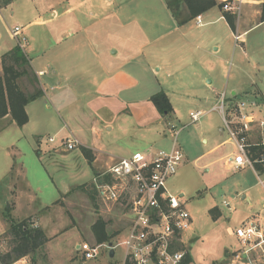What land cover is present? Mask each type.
Returning a JSON list of instances; mask_svg holds the SVG:
<instances>
[{
  "label": "rangeland",
  "instance_id": "rangeland-1",
  "mask_svg": "<svg viewBox=\"0 0 264 264\" xmlns=\"http://www.w3.org/2000/svg\"><path fill=\"white\" fill-rule=\"evenodd\" d=\"M77 1L37 0L36 4L30 0H11L0 5V51L16 44L10 35L11 28L26 25L38 14L42 17V21L35 23L37 26L28 29L29 42L22 33L26 38L22 49L30 58V67L29 76L20 77L18 83L26 93L42 88L49 99L42 96L28 104V127L8 123L10 117L7 121L0 120V251L6 252L12 240L11 235L3 236L8 229L2 216L6 208H10L9 214L15 220L30 216L33 226L41 227L50 237L42 247L23 257V264L119 262L120 247L116 248L113 257L104 252L98 258L86 261L81 259V252L75 247L82 241L96 242L91 226L98 218L107 223L106 229L113 234L110 240L113 243L124 238L128 224L119 204H104L96 195L92 200L87 194L92 190L94 176L90 162L86 159V164L80 155L72 157L81 147L65 151L60 145V138L69 135L62 114L71 107L77 116L85 120L90 118L83 106L101 73V62L106 65L114 54L132 56L138 51L148 62L155 61L160 65L159 61L163 60L168 65H177L181 55L175 48L183 43L178 30L189 31V27L196 32L191 28L194 22L177 29L166 8V0H86L75 11L64 12ZM175 9L179 17L187 14L183 3ZM209 28L214 31L215 43L219 45L216 52H211L216 59L213 83L218 93L224 90L229 96L234 90L241 96L244 89L256 85L258 94L245 99L254 102L255 97L258 114L264 117V25L253 27L237 42L230 34L231 30L224 29L222 23ZM189 58L193 64L195 58ZM37 68L46 71L44 76L35 71ZM31 71L38 81L32 78ZM160 80L164 83L162 78ZM180 82L181 78L176 76L165 82L175 109L167 119L180 128L178 144L184 152L181 165L168 179L166 187L173 194L184 193L185 207L193 216L187 248L195 262L230 264V250L237 242L226 227L240 225L242 218L250 212L257 217L263 214L264 192L250 168L226 171L222 160L211 162L232 150L226 142L217 152L205 154L214 139L218 143L225 138L216 129L218 125L223 127L221 116L218 111H210L197 122H190L189 112L206 111L217 99L196 82L187 81L181 86ZM203 97L212 102L197 106ZM99 128L101 138L99 135L95 147L100 143L125 152L145 149L115 129L106 131L101 124ZM134 128H130V134ZM36 131L39 136L33 134ZM54 135L55 141L48 142L47 138ZM224 135L228 138L226 130ZM202 138L207 139V143L202 142ZM119 151L117 153H122ZM243 187H250L252 208L247 202H240L235 194ZM236 202H240V206L236 207ZM229 210L234 214L227 220Z\"/></svg>",
  "mask_w": 264,
  "mask_h": 264
},
{
  "label": "built area",
  "instance_id": "built-area-1",
  "mask_svg": "<svg viewBox=\"0 0 264 264\" xmlns=\"http://www.w3.org/2000/svg\"><path fill=\"white\" fill-rule=\"evenodd\" d=\"M240 8L241 0L223 1L222 9L235 16H239ZM195 22L203 24L201 15L195 17ZM10 35L21 48L26 43L20 27L11 28ZM230 98L223 90L213 107L190 111V122H197L210 111H218L222 128L233 146L232 152L223 159L225 167L250 168L264 192V117L254 112L257 106L254 102ZM179 132L180 128L168 124L171 139L168 150L133 151L113 160L92 177L96 197L104 204H119L128 229L117 243H78L77 250L83 261L98 258L104 252L109 256L111 248L114 256L120 247L122 256L117 264H197L187 248L193 216L185 207L184 195L173 194L166 187L184 159L178 144ZM47 141L53 143L55 135ZM60 145L65 151H71L80 147V141L70 135L60 138ZM262 206V220L252 218L230 228L228 234L237 242L229 255L230 264H264V203ZM23 260L22 257L11 264H23Z\"/></svg>",
  "mask_w": 264,
  "mask_h": 264
},
{
  "label": "crops",
  "instance_id": "crops-1",
  "mask_svg": "<svg viewBox=\"0 0 264 264\" xmlns=\"http://www.w3.org/2000/svg\"><path fill=\"white\" fill-rule=\"evenodd\" d=\"M30 1L37 4V0ZM217 1L223 2L224 0ZM263 2L264 0H241L239 16H235L229 12V14L234 17L233 29L225 19V13L227 11H224L222 8L220 9L216 6L202 14H199L202 18V25L196 24L195 17L189 21H184L187 17V14L185 16L175 18L166 7L170 12L172 20L176 23L177 29L184 28V26L188 25V23L192 24L193 22L194 23L191 28L196 29V32H192L193 30H191L189 27V31L178 30L182 34L181 40L183 41V43H180L179 46L175 48L176 51H178L181 55L178 58L179 63L177 65H168L163 60L159 61L160 65H157V62L155 63V61L154 63L150 61L148 62L143 57V53L141 54V52L138 51H135L132 56L123 55L122 57L116 56V53L113 57L111 56L107 60L106 65L101 62V73L94 84L92 94L88 97L87 102L85 101V104L83 106V111H85L86 113L88 112L90 118L87 119L86 117L85 120V118L77 116V113L73 112L74 110L71 107H69L68 110H64L62 114L64 126L69 134L66 135V137L70 135L76 137L80 141L81 148L83 147L91 151L93 160L89 164L93 175L98 173L103 167L110 164L113 160L132 153L119 151L116 148L113 149L105 144L100 143H98V147H95L96 141L98 142V137L100 135V128L98 129L99 124L104 126L106 131H113L115 129V131L120 132V134L129 136L130 139L135 140L134 143L136 145L142 144V146H145V149L158 148L168 150L170 148L171 139L168 133V124L174 123L167 119V117L161 116L155 109L149 98L152 94L163 90L167 94L171 103V98L169 95L170 93L165 82L171 79L173 76L181 78V82L178 83L180 86L185 84L187 81H192V84L196 82V84L202 85L206 90L212 92L215 95V98L218 100L219 91L215 88V85L213 83V74L215 73L214 62L216 61V59L214 54H212L211 52H216L219 49V45L215 43L216 37L214 31L210 30L209 27L213 26L214 24L222 23L223 27H225L224 29L231 30L230 34L232 35L235 42H237V40H242L244 38V35L252 30L253 27L257 26L258 24L264 25V21H260V5ZM84 3H86V0L85 2L84 0H79L73 7L67 6V9H65L64 12L69 11L68 13H70L71 11H75L80 5H84ZM41 18V14H38L26 25L20 26L22 33L26 36L27 39L29 38L27 32L28 29L33 25L37 26L35 23H37V21H42ZM226 31L227 30H224L225 34H227ZM14 45L15 44L11 45V47H9L8 49H6L7 47H5V49H3L5 51H0V56L4 52L11 49ZM214 46H216V48L212 49L214 48ZM189 56H193V58H195L193 59V64L190 62ZM32 65L34 67L35 64L32 63ZM43 70L44 69L37 68L35 71L39 75H41L40 72H44L42 74L44 76L46 71ZM160 78L164 80V83L160 80ZM251 83L254 84V81L252 80ZM254 86L244 89L241 96L236 95L235 91L232 90L231 94L229 95L232 97L230 99H245L246 96L257 95L259 90ZM42 96H46L49 99V96L46 95L45 92ZM202 99L203 100H200V104H198L197 106H206L208 103L212 102L207 97H203ZM253 99L254 104L257 105V103L255 102V97H253ZM217 100L213 101L214 104L211 107L216 104ZM27 106L28 104L25 107L26 112H28ZM45 107L49 108L48 104H46ZM257 109L258 106L254 108V112L258 114L259 110ZM173 113H175V109L172 106V114ZM258 116L262 117L259 114ZM8 117L9 116H5L3 118H0V120L7 121L9 119ZM87 120L90 121L86 123ZM9 121L10 120H8V123L11 124L12 122ZM29 122L30 120L28 117L27 123H25L22 127H28ZM132 126H134L135 128L133 129V133L130 134L129 131L131 130L130 128ZM216 129L218 130L219 135L225 136V138H223L218 143L216 139H214L210 148L206 150L205 154H213L214 152H217L219 150V147L222 144L226 142L230 143L227 136L224 135L223 128L218 125ZM33 134L39 136L40 133L36 131ZM91 135L92 137L90 138ZM202 142L207 143V139L202 138ZM230 145L232 146L231 143ZM232 150L225 155L218 156L211 162L214 163L220 160L223 161L224 157L226 155L228 156L232 152ZM117 151L122 153H117ZM39 152H41V150L38 148V154ZM77 152L78 154H75L72 157L75 158L77 155H80V157L86 162V164H88L86 158L81 152V149H77ZM211 162L207 164H210ZM224 169L226 171L235 170L229 169L228 167L226 168L225 165ZM245 169L248 168L239 169V171H243ZM249 188L250 187H243L239 190V192L235 191V194L238 195V199L240 202L245 201L247 202L248 207L252 208V195L249 191ZM182 194L184 195L183 192L179 193V195ZM240 202H236V207L240 206ZM227 207H229V205H227ZM13 208H15V205L13 206ZM233 210H235V208H233ZM232 214H234V212L232 213V211L230 212L229 210L227 213V220H229ZM254 216L255 215L250 212L242 218V221L257 217ZM27 217L30 216H25L22 219H25ZM256 219L262 220V214H260ZM226 228L227 232H229L231 227L229 226ZM46 237L50 239L49 236L46 235ZM77 246L78 243L75 245L76 249ZM228 255L229 252H227V256Z\"/></svg>",
  "mask_w": 264,
  "mask_h": 264
},
{
  "label": "trees",
  "instance_id": "trees-1",
  "mask_svg": "<svg viewBox=\"0 0 264 264\" xmlns=\"http://www.w3.org/2000/svg\"><path fill=\"white\" fill-rule=\"evenodd\" d=\"M10 1L11 0H5L4 2L7 3ZM182 3L187 11V17L184 21H189L215 6L220 9L223 6V2H218L217 0L165 1L166 7L175 18H179L175 7ZM225 19L233 29L234 17L230 15L229 12H226ZM260 21H264V2L260 5ZM0 65L2 70L0 75V118L9 116L11 122L22 127L28 121L25 109L26 105L41 97L44 91L39 87L35 88V90L30 93H26L20 88L18 83L19 78L26 75L29 76L28 68L30 67V58L19 45L15 44L11 49L0 56ZM31 75L35 82L38 81L33 72ZM149 100L161 116L167 118L171 117L172 105L167 94L163 90L152 94ZM81 152L89 162L93 160V155L90 150L82 147ZM256 166L260 169V165L256 164ZM87 194L94 200L96 191L93 186L91 191H87ZM6 210L7 211L3 213L2 216L8 224V229L3 233L6 235H2L5 237L11 235L12 240L6 252L0 251V264H11L33 253L48 241L43 230L33 226L31 217L16 221L9 214L10 208H6ZM106 227L107 223L101 218H98L92 224L91 231L97 243L111 240L113 234L108 233ZM32 264H34V262Z\"/></svg>",
  "mask_w": 264,
  "mask_h": 264
},
{
  "label": "water",
  "instance_id": "water-1",
  "mask_svg": "<svg viewBox=\"0 0 264 264\" xmlns=\"http://www.w3.org/2000/svg\"><path fill=\"white\" fill-rule=\"evenodd\" d=\"M111 244H112V243L109 242V245H110V246H111ZM113 254H114V250H113V248H111L110 251H109V256L112 257Z\"/></svg>",
  "mask_w": 264,
  "mask_h": 264
}]
</instances>
